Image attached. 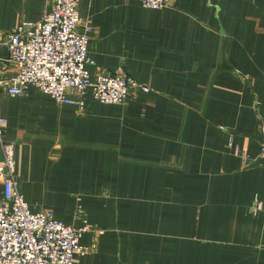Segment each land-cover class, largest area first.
Wrapping results in <instances>:
<instances>
[{
	"label": "crops",
	"instance_id": "1",
	"mask_svg": "<svg viewBox=\"0 0 264 264\" xmlns=\"http://www.w3.org/2000/svg\"><path fill=\"white\" fill-rule=\"evenodd\" d=\"M50 4L0 0V39ZM78 12L90 79L122 71L148 91L121 105L87 92L79 108L0 87V140L30 212L88 226L72 264H264V0H79ZM14 73L0 63V78Z\"/></svg>",
	"mask_w": 264,
	"mask_h": 264
},
{
	"label": "built area",
	"instance_id": "2",
	"mask_svg": "<svg viewBox=\"0 0 264 264\" xmlns=\"http://www.w3.org/2000/svg\"><path fill=\"white\" fill-rule=\"evenodd\" d=\"M138 2L149 10L170 5V0ZM78 4L79 0H51L39 21L23 22L2 36L0 52L6 56L0 63L15 66L13 76L0 78L3 92L20 97L35 88L57 105L76 104L82 108L87 92L101 104L121 105L133 93L148 91L122 71L90 79L87 66L93 65L88 56L91 29L83 23ZM4 125L0 119V128ZM0 148V264H72L75 255L86 252L79 241L89 231L88 226H65L50 211L31 213L15 176L14 147L0 140ZM260 155L264 156V141Z\"/></svg>",
	"mask_w": 264,
	"mask_h": 264
},
{
	"label": "rangeland",
	"instance_id": "3",
	"mask_svg": "<svg viewBox=\"0 0 264 264\" xmlns=\"http://www.w3.org/2000/svg\"><path fill=\"white\" fill-rule=\"evenodd\" d=\"M133 96V95H132Z\"/></svg>",
	"mask_w": 264,
	"mask_h": 264
}]
</instances>
